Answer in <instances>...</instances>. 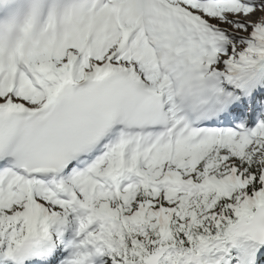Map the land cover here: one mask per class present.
<instances>
[{
    "label": "snow or ice",
    "instance_id": "snow-or-ice-1",
    "mask_svg": "<svg viewBox=\"0 0 264 264\" xmlns=\"http://www.w3.org/2000/svg\"><path fill=\"white\" fill-rule=\"evenodd\" d=\"M0 264H264V0H0Z\"/></svg>",
    "mask_w": 264,
    "mask_h": 264
}]
</instances>
